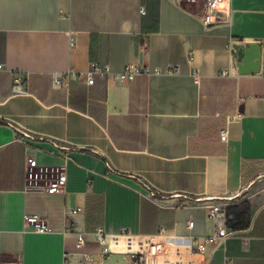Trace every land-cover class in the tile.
Segmentation results:
<instances>
[{"label": "crops", "instance_id": "obj_1", "mask_svg": "<svg viewBox=\"0 0 264 264\" xmlns=\"http://www.w3.org/2000/svg\"><path fill=\"white\" fill-rule=\"evenodd\" d=\"M224 5L230 22L205 26L204 0H0V264H132L150 239L159 264H264V0ZM250 42L262 70L241 74L230 44ZM95 61L149 73L54 83ZM62 169L66 192L40 188ZM218 201H248L250 223L200 250Z\"/></svg>", "mask_w": 264, "mask_h": 264}, {"label": "built area", "instance_id": "obj_2", "mask_svg": "<svg viewBox=\"0 0 264 264\" xmlns=\"http://www.w3.org/2000/svg\"><path fill=\"white\" fill-rule=\"evenodd\" d=\"M231 1V0H229ZM205 2V10L203 13L199 15V19L205 26L228 23L231 20L232 9L231 7H227L224 5L226 0H204ZM143 12L145 9L143 8ZM232 48L233 43L230 44ZM2 64H0V68ZM173 68L171 71H175ZM149 69L140 64H128L123 70L113 72L109 69L108 66L102 67L99 62H93V67L91 70L87 72H75V70L69 69L66 74H55L54 75V83L56 85H60L63 78H83L86 77L87 82L90 85L95 83V76L99 75L103 78H113L118 82H125L133 80L135 77L141 74H148ZM196 81L198 82V74L195 75ZM14 90L17 94H22L26 92V81L23 75L17 74L14 77ZM27 137L30 136L29 133H25ZM220 138L222 141L227 142L229 138V131L227 127H224L220 131ZM27 164L29 166L35 165L36 160L34 158H29L27 160ZM66 183H67V173L64 169H62L59 173V176L55 182H53L48 187L41 186L40 188L46 191H58V192H66ZM38 187V186H33ZM228 206L223 202H214L208 205L209 211L208 216L213 221L214 225L217 228L216 233L207 238L205 242H201L198 245L200 250H204L207 241H217L224 240L231 236H236L238 231L230 227V222L235 219V214L230 213L228 211ZM80 211V207H66V214H75ZM194 221H189V228H193ZM25 228L30 231H35L39 233H45L50 231V226L46 217L32 214L26 215L25 217ZM95 234L98 239L104 240L105 238V230L102 226L98 227L95 231ZM188 240L192 241L193 237L188 236ZM86 242L85 234H78L77 238V246L82 247ZM165 241L158 240L153 241L150 239L147 242V246L144 252H135L132 253V264H159V256L163 250Z\"/></svg>", "mask_w": 264, "mask_h": 264}, {"label": "water", "instance_id": "obj_3", "mask_svg": "<svg viewBox=\"0 0 264 264\" xmlns=\"http://www.w3.org/2000/svg\"><path fill=\"white\" fill-rule=\"evenodd\" d=\"M237 66L241 74H254L262 70V44L250 42L246 45L234 43Z\"/></svg>", "mask_w": 264, "mask_h": 264}, {"label": "trees", "instance_id": "obj_4", "mask_svg": "<svg viewBox=\"0 0 264 264\" xmlns=\"http://www.w3.org/2000/svg\"><path fill=\"white\" fill-rule=\"evenodd\" d=\"M228 211L235 214V219L230 222L231 228L240 229L248 227L251 216V207L248 201H244L239 205H229Z\"/></svg>", "mask_w": 264, "mask_h": 264}, {"label": "bare ground", "instance_id": "obj_5", "mask_svg": "<svg viewBox=\"0 0 264 264\" xmlns=\"http://www.w3.org/2000/svg\"><path fill=\"white\" fill-rule=\"evenodd\" d=\"M182 251V250H181ZM181 256V255H180ZM182 257V256H181ZM182 261V260H181Z\"/></svg>", "mask_w": 264, "mask_h": 264}]
</instances>
